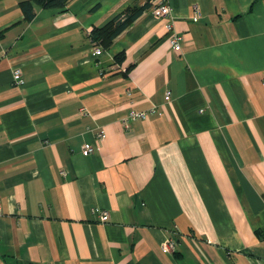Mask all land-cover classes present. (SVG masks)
<instances>
[{
	"label": "crops",
	"instance_id": "1",
	"mask_svg": "<svg viewBox=\"0 0 264 264\" xmlns=\"http://www.w3.org/2000/svg\"><path fill=\"white\" fill-rule=\"evenodd\" d=\"M21 1L0 0V264H264V0H169L180 51L151 5L93 41L150 0Z\"/></svg>",
	"mask_w": 264,
	"mask_h": 264
},
{
	"label": "trees",
	"instance_id": "2",
	"mask_svg": "<svg viewBox=\"0 0 264 264\" xmlns=\"http://www.w3.org/2000/svg\"><path fill=\"white\" fill-rule=\"evenodd\" d=\"M68 2L69 0H23L20 2V7L24 11L26 18L31 20L35 15L36 6L44 8H64ZM149 6V2L142 6H130L105 25L94 27L91 31L93 41L108 48L112 40ZM122 55L123 53H120L116 58L121 60Z\"/></svg>",
	"mask_w": 264,
	"mask_h": 264
},
{
	"label": "built area",
	"instance_id": "3",
	"mask_svg": "<svg viewBox=\"0 0 264 264\" xmlns=\"http://www.w3.org/2000/svg\"><path fill=\"white\" fill-rule=\"evenodd\" d=\"M151 8L153 9V13L156 17L160 19L166 20V27L169 31V39L171 43L174 46V49L176 51L181 50V37L176 32L174 28L173 23V13H172V7L170 5L169 0H150ZM196 10L199 12V7L196 5ZM101 47H96L95 53L96 55H100L102 53ZM14 77L16 79L17 83H23V79L21 78V69L16 68L14 70ZM171 92L168 91V95H170ZM149 110H131L128 112L122 119V122L125 126H129L131 121L140 119V118H146L148 115ZM84 152L85 153H91L93 152V146L90 143L85 144L84 146ZM109 217V212L107 210L102 209L101 210V218L102 220H106Z\"/></svg>",
	"mask_w": 264,
	"mask_h": 264
}]
</instances>
